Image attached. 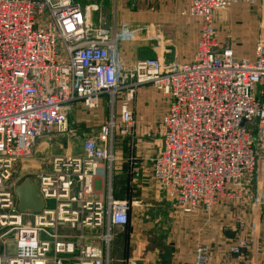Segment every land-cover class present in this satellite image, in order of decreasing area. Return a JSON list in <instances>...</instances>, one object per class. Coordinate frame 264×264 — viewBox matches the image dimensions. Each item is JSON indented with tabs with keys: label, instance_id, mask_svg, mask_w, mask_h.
<instances>
[{
	"label": "built area",
	"instance_id": "2783aa9c",
	"mask_svg": "<svg viewBox=\"0 0 264 264\" xmlns=\"http://www.w3.org/2000/svg\"><path fill=\"white\" fill-rule=\"evenodd\" d=\"M238 1L189 0V14L201 19L192 60L164 65L144 58L122 75L115 28L91 21L96 5L0 0V264H110L112 227L127 224L130 204L110 188L104 198L92 197L93 183L115 161L117 94H123L120 123L131 126L127 104L143 85L168 103L152 177L176 208L209 212L222 199L237 201L255 169L264 201V39L252 58L237 57L219 45L213 21L215 11ZM103 95L108 122L84 139L80 154L51 156L34 173L44 208L19 211L14 188L23 175L14 177L15 164L31 157L38 137L68 129L66 106L94 110ZM61 228L77 235L59 234ZM84 229L96 231L91 238L100 244L84 243ZM246 244L238 238L229 250L238 253ZM204 252L196 248L198 262Z\"/></svg>",
	"mask_w": 264,
	"mask_h": 264
},
{
	"label": "crops",
	"instance_id": "0c3cea01",
	"mask_svg": "<svg viewBox=\"0 0 264 264\" xmlns=\"http://www.w3.org/2000/svg\"><path fill=\"white\" fill-rule=\"evenodd\" d=\"M74 1L96 5L91 13L95 25L101 24L99 17L104 11L112 15L119 66L125 71L144 58H158L162 64L169 65L190 62L195 54L201 19L189 14V0ZM247 4L215 11V29L220 21L231 23L235 17L242 21L246 18L243 25H248V18H253L254 11L263 3L255 0L254 4ZM242 21L238 25L242 26ZM217 40L219 45L231 47L237 57H253L254 47L249 45L250 49L246 50L247 43L237 44L222 35ZM122 102L123 94L119 93L112 109L118 127V133H113L115 161L110 174L94 180L92 192V197L104 198L110 188L115 199H124L130 204L127 224L112 227L110 264H128L129 260L134 264H264V215L253 211L247 217L243 213L242 198L222 199L209 212L183 213L164 195L156 193L152 159L161 147L163 133H157V125L167 108L161 93L151 85L136 89L134 98L127 104L133 112V124L128 127H123L119 119ZM87 110L80 103L65 107L64 113L73 128L62 134L60 151L54 155L80 154L84 139L96 137L111 116L105 95L101 96L93 114ZM150 174L152 178L146 180ZM237 219L244 225L239 226ZM93 232L96 231L84 229V234L89 236L84 241L100 244L91 238ZM75 235L77 231L71 230L70 236ZM238 238L245 239L247 244L233 253L229 247ZM199 246L205 247L206 257L198 262L195 250Z\"/></svg>",
	"mask_w": 264,
	"mask_h": 264
},
{
	"label": "rangeland",
	"instance_id": "374dc122",
	"mask_svg": "<svg viewBox=\"0 0 264 264\" xmlns=\"http://www.w3.org/2000/svg\"><path fill=\"white\" fill-rule=\"evenodd\" d=\"M260 1L263 4H260L259 6L260 8L258 7V9L254 11L253 18H248L250 20L248 21V25H243V22L246 20V18H244L242 21L239 17H235V19H233L231 23H227L226 21H220L219 23H217V26H216L217 36L222 35L225 37L226 40L231 41V42L233 41L234 43L237 42V44L245 45L247 43L248 45L246 44V47H245L246 50H249L250 46L253 48L258 40L264 39V0H260ZM237 3H235L233 6H231L232 8L231 7L230 8L233 9L236 6L241 5V3L246 4L247 2L245 0H240ZM80 5L83 7L85 4L80 3ZM247 5H251V4H247ZM230 8L227 10H219V11L220 12L228 11V10H231ZM91 13H92V10H91ZM119 16H121L120 13H119ZM99 20H100L99 23L101 24H96V25L105 27V25L102 23H107L110 25L108 26L106 25L107 26L106 28L111 29V30L112 28H115V26L113 27L114 22L112 19V15H108L105 11L104 13H102V16L99 17ZM239 21H242L241 22L242 26L238 25ZM125 70L126 69L124 67L121 68L122 75L126 73ZM94 110H87V112L89 114H93ZM70 128H73V127H71L68 123V129L65 132H52L51 134H48V135H42L35 140L34 150L32 152L31 157L17 162L14 166V170H15L14 177L20 174L23 175L21 176L20 180L16 183L17 185L20 184L27 177L31 178L32 180H35L34 173L44 169L47 166L49 157L53 156L55 153L60 151V148H61V138L60 137L62 136L63 133H68L69 131H71ZM113 133H118L117 124H116V128H114ZM157 133H163V127L160 123L157 125ZM150 178H152L151 174L146 178V180ZM259 178H260L259 169H255L252 175L251 182L247 183V185L243 189V193L241 196L242 209H243V213L247 217L253 211L260 212L261 215H264V201L261 200L259 196V191H258ZM151 182H153V180ZM138 189L139 190L142 189V186L140 183L138 184ZM154 189H158L157 190L158 192H156L158 195L160 196L164 195L161 188L155 187ZM47 205L52 206L53 202L49 201ZM262 217L263 216H261V218ZM57 232L59 234H63V233L68 234V236H70L71 234V230H67V229H58ZM88 233H86V235H88ZM84 243L86 242L84 241ZM205 257H206V254H205ZM196 261H197V258H196Z\"/></svg>",
	"mask_w": 264,
	"mask_h": 264
},
{
	"label": "water",
	"instance_id": "95a60500",
	"mask_svg": "<svg viewBox=\"0 0 264 264\" xmlns=\"http://www.w3.org/2000/svg\"><path fill=\"white\" fill-rule=\"evenodd\" d=\"M14 195L19 211L40 212L44 208V202L37 190L36 180H32L29 177L25 178L14 188Z\"/></svg>",
	"mask_w": 264,
	"mask_h": 264
}]
</instances>
